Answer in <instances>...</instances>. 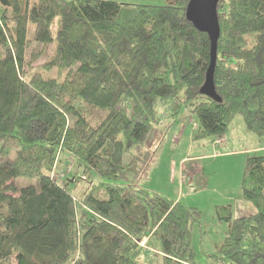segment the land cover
Here are the masks:
<instances>
[{"label": "trees", "instance_id": "1", "mask_svg": "<svg viewBox=\"0 0 264 264\" xmlns=\"http://www.w3.org/2000/svg\"><path fill=\"white\" fill-rule=\"evenodd\" d=\"M187 2L0 0V264H144L152 236L162 264H200L190 228L201 211L141 185L163 130L146 137L183 106L193 139L221 138L237 115L264 135V0L217 2L219 101L200 92L210 42ZM33 42L52 53L25 70ZM63 152L98 179L81 198L59 168ZM240 198L252 213L215 206L229 227L206 254L212 264H264V154L246 157Z\"/></svg>", "mask_w": 264, "mask_h": 264}, {"label": "rangeland", "instance_id": "2", "mask_svg": "<svg viewBox=\"0 0 264 264\" xmlns=\"http://www.w3.org/2000/svg\"><path fill=\"white\" fill-rule=\"evenodd\" d=\"M130 3L165 4L174 0H117ZM59 27V17L55 16L51 23L52 31ZM33 25L27 24V36L31 37ZM53 45L32 43V51L36 57L25 70L51 56ZM182 96V92H180ZM157 111H162V103H156ZM167 128L163 127L164 121ZM161 123L153 125L147 134L148 145L154 141V136L163 130L162 138L154 146V160L149 165L141 185L150 191H158L179 200L186 206L196 207L201 211L199 222L191 224L190 240L194 258L200 264H212L206 254L216 251L219 243L228 230L229 223L219 220L215 206H228L233 215L245 211L247 206L254 210L253 205L240 198V185L245 159L249 155L264 154V135L249 131L240 115L235 116L225 134L230 139L227 145H220L221 138H192V121L194 116L182 107L176 119L169 120L163 116ZM163 121V122H162ZM184 131L180 134V130ZM219 144V145H218ZM198 157L195 158V156ZM63 162L59 168L65 174L67 188L77 198H81L88 183H96L95 176L86 180L81 175V167L67 153H62ZM184 158L182 161L181 159ZM175 165V166H174ZM175 168V170H173ZM15 183L19 186L32 184L38 186L36 177L18 176ZM148 249L142 255L144 264H162L160 245L152 236L142 241Z\"/></svg>", "mask_w": 264, "mask_h": 264}, {"label": "water", "instance_id": "3", "mask_svg": "<svg viewBox=\"0 0 264 264\" xmlns=\"http://www.w3.org/2000/svg\"><path fill=\"white\" fill-rule=\"evenodd\" d=\"M218 0H188L185 16L198 30L206 32L210 42V61L205 72V79L200 87V92L217 101L220 97L216 94L213 85V70L216 58V45L219 37V24L217 18Z\"/></svg>", "mask_w": 264, "mask_h": 264}, {"label": "crops", "instance_id": "4", "mask_svg": "<svg viewBox=\"0 0 264 264\" xmlns=\"http://www.w3.org/2000/svg\"><path fill=\"white\" fill-rule=\"evenodd\" d=\"M180 134L184 131V128L180 130ZM230 138L228 136H223L222 137V141L219 143L220 145H227L229 143ZM218 144V145H219ZM198 157V155L195 156V158ZM182 161L184 160V158L181 159ZM175 166V165H174ZM173 170H175V168H173ZM254 210L252 208H250V206H247V209L245 208V211L240 212V214H237L235 216H239V215H245V214H249L252 213Z\"/></svg>", "mask_w": 264, "mask_h": 264}]
</instances>
